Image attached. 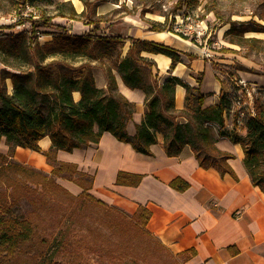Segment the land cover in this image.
Masks as SVG:
<instances>
[{"label":"trees","instance_id":"1","mask_svg":"<svg viewBox=\"0 0 264 264\" xmlns=\"http://www.w3.org/2000/svg\"><path fill=\"white\" fill-rule=\"evenodd\" d=\"M81 1L85 9L80 14L70 1H63L53 14L42 11L38 18L30 14L26 19L22 16L25 8L33 7L39 2L49 3L51 0H21V16L18 23H31L29 42L9 46L6 41L0 40V57L3 52L17 60L21 52L24 53L25 60L30 54L34 56L33 72L22 76L10 74L0 78V144L5 139L9 145L8 154H0V256H14L21 246L32 240L35 233V226L28 218H14L7 216L8 213L14 205L22 201L31 204L34 202V196L43 193L54 196L64 194L74 201H89L101 206L113 227L123 225L126 230H132L137 235L136 238L150 242L153 249L165 253L172 264H184L196 252L176 255L153 235L148 228L151 210L140 206L130 215L121 208L108 206L96 199L89 193L93 178L79 172L74 164L58 162L57 152H73L75 149L98 145L103 134L107 132L118 141L131 144L138 153L151 156V147L162 138L163 147L169 157H179L184 148L189 146L203 169H214L222 176L230 174L236 177L229 163L235 157L217 147L218 137L212 124L217 123L221 127L218 136L225 135L224 117L231 112L234 93L237 91L222 93L219 104L204 107L206 95L180 78L170 76L160 83L158 75L153 73L156 63L143 54L170 57V70L173 71L177 63L181 62L182 53L157 42L127 37L120 32L116 35L99 33L102 23L108 21L106 16H97L99 3L94 0ZM181 4L188 9V15L190 9L198 5V0H186L183 3L181 1ZM210 11L219 16L216 9ZM126 12L133 13L130 10ZM144 13L146 11L143 9L141 17ZM56 17L82 21L93 29L82 35H72L65 26L53 23ZM165 18V22L147 20L150 26L148 30L172 31L185 40L190 39L169 27V19L167 16ZM232 24L225 35L231 34L234 29ZM14 27L15 25H10L8 28ZM39 29H53V32L44 33L51 35L52 41L45 44L38 40L33 42L39 36ZM246 32H242L240 41L230 42L242 46V40L253 41L254 39H245ZM21 34L18 36L22 40L25 39V35ZM125 40H130L131 44L126 56L121 58ZM188 57L190 60L196 58L194 55ZM1 61L5 65L11 64L6 59ZM78 63L81 64L76 65ZM97 65L101 66L106 74L107 90L99 89L96 85L93 69ZM115 70L127 87L143 90L146 94L147 112L141 123L137 124L134 137L128 134L127 126L133 120L136 104L118 91ZM8 79L13 84L12 93L7 91ZM178 85L187 90L186 106L180 112L176 109L174 96ZM75 93H79V99L75 98ZM260 99L255 97V114L244 119L242 127L246 134L240 143L244 148V166L252 183L264 193V102ZM181 118L186 122H181ZM46 136H49L52 142L51 150L45 153L53 166L51 174L8 159L13 156L17 147L41 152L39 142ZM125 175L119 174L118 184L128 183L136 186L142 179L141 176H134V180H126ZM57 178L76 183L84 192L81 195H73L57 182ZM170 185L180 192L189 188V184L182 179H176Z\"/></svg>","mask_w":264,"mask_h":264},{"label":"crops","instance_id":"2","mask_svg":"<svg viewBox=\"0 0 264 264\" xmlns=\"http://www.w3.org/2000/svg\"><path fill=\"white\" fill-rule=\"evenodd\" d=\"M66 1H70L79 14L85 9L81 0ZM120 10L121 6L113 4L98 5L97 16H106L108 20L102 23L99 33L116 35L120 32L127 37L157 42L182 53L181 62L173 71L170 70V57L143 54L156 63L153 73L158 75L160 83L170 76L180 78L206 95L204 107L216 106L222 93L233 92L225 91L223 80L212 60L199 53L191 40L180 38L172 31H149V24L141 16ZM114 13H118L117 16L113 17ZM53 23L65 26L72 35H82L93 29L82 21L63 17H56ZM42 37L44 41L41 44L52 41L51 35ZM130 44V40H125L121 58L126 56ZM188 55L196 58L190 60ZM178 71L181 76L174 74ZM114 73L118 91L136 104L133 120L127 126L128 134L134 137L137 124L141 123L147 112L146 94L143 90L127 87L117 70ZM93 74L97 87L107 90L108 79L102 67L97 65ZM174 96L177 111L184 110L186 88L178 85ZM75 98H80L79 93H75ZM224 119L225 135L218 136L221 127L217 123L212 127L218 137L217 147L235 157L229 163L236 177L230 174L222 176L214 169H203L189 146L179 157H169L161 138L151 147L152 155L148 156L138 153L131 144L120 142L107 132L98 145L73 152L60 150L56 159L60 163L76 165L79 172L93 178L89 193L108 206L121 208L132 215L140 206L151 210L148 228L153 235L176 255L196 252L184 260V264H264V193L252 183L244 166V148L240 140L246 130L238 127L234 113L226 114ZM181 122L186 120L181 118ZM39 146L41 152L17 147L8 159L51 174L53 166L45 156L52 147L50 137H44ZM8 152L9 145L4 139L0 144V154L7 155ZM120 173L126 174V180H134V176H141L142 179L136 186L118 184ZM176 179L187 182L189 188L184 192L173 189L170 184ZM57 182L74 195L84 192L72 181L57 178Z\"/></svg>","mask_w":264,"mask_h":264},{"label":"rangeland","instance_id":"3","mask_svg":"<svg viewBox=\"0 0 264 264\" xmlns=\"http://www.w3.org/2000/svg\"><path fill=\"white\" fill-rule=\"evenodd\" d=\"M63 1L66 0L36 3L33 7L25 8L22 16L28 19L33 14L38 18L42 11L53 14ZM94 1L121 6L120 11L127 13L130 10L137 17L144 9L146 13L142 19L146 23L147 20L165 22L167 16L169 27L188 36L189 40L194 38L195 41L191 42L199 53L212 60L223 80L225 91L243 92L247 89L264 102V0H198V5L190 9L188 15V9L181 4L186 0ZM20 8L21 0H0V27H3L0 28V40L6 41L9 46L29 42L31 23H18ZM210 9H216L219 16ZM231 23L234 29L231 34L225 35ZM10 25L15 27L8 28ZM244 30L247 31L245 39L253 41L242 40V46L230 42L240 41ZM46 31L39 29V36L33 42L38 40L42 43ZM20 34L25 35V39L22 40L18 36ZM24 57L21 52L17 60L3 52L0 57V78L33 72L34 56L30 54L26 60ZM2 59L11 64L5 65ZM6 87L8 93L14 91L9 79L6 80ZM33 199L31 204L22 201L14 205L7 215L32 221L35 226L32 240L21 246L14 256H0V264H172L165 253L153 249L150 242L136 238L132 230H126L123 225L113 227L105 210L93 202L74 201L64 194L54 196L42 193Z\"/></svg>","mask_w":264,"mask_h":264},{"label":"built area","instance_id":"4","mask_svg":"<svg viewBox=\"0 0 264 264\" xmlns=\"http://www.w3.org/2000/svg\"><path fill=\"white\" fill-rule=\"evenodd\" d=\"M245 90L243 92L237 91L234 93L235 98L231 112L235 114L238 127L243 126L244 119L247 116H252L255 114V94L251 91H247V89Z\"/></svg>","mask_w":264,"mask_h":264},{"label":"bare ground","instance_id":"5","mask_svg":"<svg viewBox=\"0 0 264 264\" xmlns=\"http://www.w3.org/2000/svg\"><path fill=\"white\" fill-rule=\"evenodd\" d=\"M174 74H175V75H178V76H181V74H180L179 71H178V72H175Z\"/></svg>","mask_w":264,"mask_h":264}]
</instances>
